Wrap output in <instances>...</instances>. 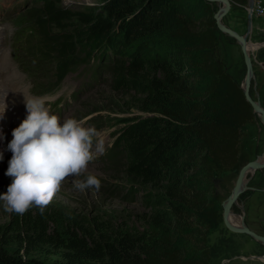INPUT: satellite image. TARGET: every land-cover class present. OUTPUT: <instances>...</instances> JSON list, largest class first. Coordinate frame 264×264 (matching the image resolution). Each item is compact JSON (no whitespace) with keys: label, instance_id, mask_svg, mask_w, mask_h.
<instances>
[{"label":"trees","instance_id":"16d2710c","mask_svg":"<svg viewBox=\"0 0 264 264\" xmlns=\"http://www.w3.org/2000/svg\"><path fill=\"white\" fill-rule=\"evenodd\" d=\"M40 1L24 17L46 56L60 53L73 69L93 61V77L110 73L111 88L143 114L122 121L109 163L163 195L143 233L54 205L43 215L35 206L13 213L0 225V264H44L33 257L44 250L65 264H212L207 234L222 222L213 181L239 164L243 129L256 114L215 57L211 7L203 18L181 15L173 33L178 46L169 49L156 36L164 34L163 10L173 0H110L105 14Z\"/></svg>","mask_w":264,"mask_h":264},{"label":"rangeland","instance_id":"374dc122","mask_svg":"<svg viewBox=\"0 0 264 264\" xmlns=\"http://www.w3.org/2000/svg\"><path fill=\"white\" fill-rule=\"evenodd\" d=\"M109 1L63 0L61 4L74 13L105 14V5ZM228 1L231 9L222 22L239 35L249 32L247 47L250 50L253 65L251 94L264 108V0H254L252 12L249 8L250 0ZM171 2L170 8L163 10L164 15L168 17L166 27L163 29L164 34L156 36L158 42L169 49L178 46V42L173 39V33L179 25L181 15L203 18L205 6H209L214 16L223 6L207 0H173ZM41 6L42 1L37 4L35 0H0V13L2 14L0 17V70L3 68L2 75L4 76L0 86L4 85L7 80L10 86L3 87L1 93L11 95L10 90H12L13 97L18 103L21 102L22 95L33 97V80L32 75L27 76L22 72L19 64L13 59L14 41L17 42L19 34L15 22L19 16H27L31 8L38 9ZM72 25L79 24L73 21ZM54 32L58 31L54 30ZM215 57L223 64L226 73L242 86L247 76L242 47L236 39L218 28L216 29ZM50 59L52 68L50 72L45 73V80L55 82L60 76L59 72L66 66L65 60L60 53H53ZM101 64L103 66L104 61ZM86 67L89 73H81L79 69L71 72L59 86L51 91L50 95L45 97L49 96L48 98L54 101L62 96L60 114L63 119L61 122L66 118L83 120L85 126H94L100 132V138L105 142V152L89 164L85 175L90 173L97 176L101 181V187L99 191L88 189L80 192L74 190L73 178L70 177L62 184L60 192L49 205L72 211L83 216L87 221L112 225L114 228L134 233L146 232L149 230L148 216L158 210L157 199L158 196L163 195L162 192L150 184L130 177L122 164L114 166L108 161V155L114 150L116 139L123 127L122 121L133 116H143V114L134 108L129 96L111 88L110 73L102 71L100 79L94 82L90 74L91 69H94L93 62L91 61ZM72 69L67 67L63 72H70ZM78 91L79 94L75 99L69 98L73 92ZM243 132L239 164L231 172L213 181L215 195L212 198L216 199L217 206L219 210L221 209L222 222L211 228L207 234L212 264H264V244L249 235L231 232L223 222V204L232 195L240 170L246 164L259 160L264 155V125L258 115L254 123L244 128ZM10 137L12 134L5 139ZM11 140L4 142V148L0 149L4 157L0 161V195L7 193L12 183V178L5 175L12 158V153L7 150ZM1 143L0 147L3 146V142ZM78 179H83V177ZM160 210L167 211L166 209ZM230 211L238 215L244 214L246 226L264 236V169L250 176L246 190L239 196L237 203ZM12 214L5 212L0 206V225L8 223ZM33 257L44 264H65L59 254H52L45 250Z\"/></svg>","mask_w":264,"mask_h":264},{"label":"clouds","instance_id":"9594fccd","mask_svg":"<svg viewBox=\"0 0 264 264\" xmlns=\"http://www.w3.org/2000/svg\"><path fill=\"white\" fill-rule=\"evenodd\" d=\"M24 103L28 115L13 130L7 147L12 158L5 175L12 178V183L7 193L0 195L3 210L22 216L35 206L43 215L70 177L74 190L99 191L101 181L85 173L89 164L105 152L100 132L94 126H85L83 120L66 118L61 122L60 117L50 114L44 97L25 95ZM5 111L6 106L0 111V120ZM4 139L0 132V141ZM3 158L0 152V161Z\"/></svg>","mask_w":264,"mask_h":264},{"label":"water","instance_id":"95a60500","mask_svg":"<svg viewBox=\"0 0 264 264\" xmlns=\"http://www.w3.org/2000/svg\"><path fill=\"white\" fill-rule=\"evenodd\" d=\"M207 1L220 3V4L224 5L223 11H221V12L219 11L218 13H216L214 15V20L216 21V26L220 31H222V32L226 33L227 35L233 37L239 43L241 42L242 54L244 57L245 64L247 66V76H246L247 88H243L242 86H241V88L244 91L245 98H246L247 102L251 105L254 114H256L257 111H261V114H262L261 122L264 125V108L261 106V104L258 100H255L251 96V82L253 79V65L251 62V57L247 51V37H248L249 32L245 35H239L238 33H236L235 31L231 30L230 28L226 27L223 24L222 20L229 13V11L231 9V4L228 0H207ZM250 7L253 10L254 4L250 3ZM250 29H251V24L249 26V31H250ZM249 168H253L255 171L263 170L264 169V162L260 163L259 160H256V161L248 163L242 167V169L239 172L233 193H232L231 198H230V200H231L230 206H232L238 200L239 196L242 194V191H240L241 185L243 184L247 170ZM223 208H224L223 222H224V224L228 230H230L233 233H237V234L249 235L250 237H252L255 240L260 241L264 244V236L257 234L256 232L252 231L251 229H249L246 226L244 214L242 215V226L240 228L234 227L233 225L230 224V222L228 220V212H229L228 209L224 206H223Z\"/></svg>","mask_w":264,"mask_h":264},{"label":"bare ground","instance_id":"6f19581e","mask_svg":"<svg viewBox=\"0 0 264 264\" xmlns=\"http://www.w3.org/2000/svg\"><path fill=\"white\" fill-rule=\"evenodd\" d=\"M250 3L255 4L254 0H250ZM221 5H223V4H221ZM249 8L251 9L250 5H249ZM223 9H224V5L221 7L220 12L223 11ZM251 12H252V9H251ZM239 44L241 45V42ZM247 51H248V53L250 52L248 47H247ZM242 87L247 88V81L246 80L243 81ZM13 103H15V102H13ZM256 115H258V118L261 121V118H262L261 111H257ZM11 139H13V136L8 138V139H4V140L0 141L1 145H2L1 142H3V146L0 147V149L4 148V144H5L4 142H6L7 140H11ZM259 162L260 163L264 162V155L262 157H260ZM255 172H257V171H255L253 168H249L247 170L245 179H244L243 184L241 185V189H240V191H242V193L246 190V186L249 183L250 176L254 175ZM230 198H231V196H230ZM230 198L225 202V204H223V206L226 207L229 211L228 212V220H229L230 224L233 225L234 227L240 228L242 226V215H238V214L234 213L233 211H230L231 208L237 203L238 200L232 206H230L231 205Z\"/></svg>","mask_w":264,"mask_h":264}]
</instances>
